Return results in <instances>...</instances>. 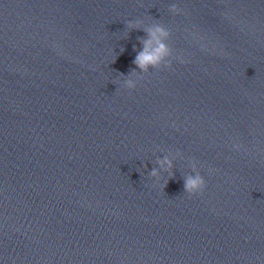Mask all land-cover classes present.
<instances>
[{
    "label": "water",
    "instance_id": "95a60500",
    "mask_svg": "<svg viewBox=\"0 0 264 264\" xmlns=\"http://www.w3.org/2000/svg\"><path fill=\"white\" fill-rule=\"evenodd\" d=\"M0 264H264V0H0Z\"/></svg>",
    "mask_w": 264,
    "mask_h": 264
},
{
    "label": "clouds",
    "instance_id": "9594fccd",
    "mask_svg": "<svg viewBox=\"0 0 264 264\" xmlns=\"http://www.w3.org/2000/svg\"><path fill=\"white\" fill-rule=\"evenodd\" d=\"M169 11L176 15L181 13V9L176 4H172L169 8ZM126 26L130 30H142L146 33V37L139 38L143 48L142 50L138 51L135 59L132 61L136 67L131 70L129 76L135 74L137 70H139L141 73H149L150 69L159 71L165 68L170 69L172 67L174 49L168 43L172 36L170 29L166 28L159 22L149 27H143V20L139 19L135 21H128ZM184 62L185 61L181 60V63ZM120 74L124 76L123 73ZM122 87L128 90H134L137 87V82L131 78H128L123 81ZM175 154L177 157H182V153L179 151H177ZM191 161V174H188L183 178L184 193H186L188 196L201 195L206 189L207 184L197 167V162L195 159ZM157 164L159 165V169L152 168V170L148 173L149 177L154 179L157 184L159 181L155 178L160 175L161 170L169 173V179L174 178V173L172 172L173 161L169 159L168 156H164L162 159H157ZM145 167H147V165H145ZM212 171V169H209L210 173ZM167 183L168 181L164 185V188L166 187Z\"/></svg>",
    "mask_w": 264,
    "mask_h": 264
}]
</instances>
